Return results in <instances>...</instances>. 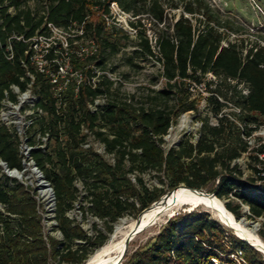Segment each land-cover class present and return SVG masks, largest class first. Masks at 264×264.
<instances>
[{
  "label": "trees",
  "instance_id": "1",
  "mask_svg": "<svg viewBox=\"0 0 264 264\" xmlns=\"http://www.w3.org/2000/svg\"><path fill=\"white\" fill-rule=\"evenodd\" d=\"M29 1L0 0V108L4 101L16 105L19 93L28 89L38 99L28 140L30 158L55 196L54 220L62 240L45 239L38 203L27 188L10 186L0 177V205L7 207L6 215L0 212V264H85L105 245V235L98 231L91 242L67 216L78 198L77 180L85 186L90 211L105 221L109 232L110 224L126 214L137 219L165 194L144 185L139 176L146 172L162 175L167 193L184 185L215 193L236 219L264 218V158L259 157L264 144L260 138L253 147L249 144L260 118L264 119V37L251 41L246 29L223 21L205 0L182 1L181 14L167 31L158 33L154 46L139 29V19L148 15L157 24L164 23L165 10L158 0H45L43 11L30 8ZM111 3L133 18L128 23L142 55L161 64L164 91L154 92L148 108L109 101L103 111L91 113L89 104L109 94L112 86L104 74L94 73L95 67L105 72L98 58L105 49L119 51L112 39L118 32L110 34L107 29ZM176 9L178 5H170V10ZM47 24L66 34V48L57 51ZM40 39L46 42L43 71L33 60ZM85 39L95 42L99 51L78 53L76 48ZM65 57L71 72L82 75L80 83L58 75ZM52 75L57 77L55 83ZM208 75L214 79L207 80ZM200 85L209 93L207 106L216 124L203 117L195 143L184 140L179 148L163 150L160 144L177 118L198 112L201 96H194L190 88ZM229 103L234 112L227 114ZM87 133L104 145L113 164L84 147ZM37 135L47 137L44 150L36 148ZM20 143L16 131L0 124V161L9 170H23ZM244 156L253 164L249 181L241 180L242 172L233 164ZM130 174L138 175V187ZM242 206L248 207V213L241 212ZM76 241L91 243L93 249H74ZM224 256H236L244 264H264L260 252L228 235L208 212L191 211L168 220L122 264H235Z\"/></svg>",
  "mask_w": 264,
  "mask_h": 264
},
{
  "label": "rangeland",
  "instance_id": "2",
  "mask_svg": "<svg viewBox=\"0 0 264 264\" xmlns=\"http://www.w3.org/2000/svg\"><path fill=\"white\" fill-rule=\"evenodd\" d=\"M149 1L150 0L147 2ZM158 1L165 10V21L163 24H157L153 19L148 17V15H143L139 19V29L145 33V36L149 39L152 46L155 44L154 40L158 33L167 31L169 26H171V24L177 20L182 12V1L187 0ZM205 1L210 4L211 8L216 13H218L223 21H230L234 25L241 26L246 29L248 31L247 37H249L251 41H256L259 40L260 37H264V0ZM28 4L30 8L38 7L40 11H43L46 7L45 0H30ZM170 5H178V9L170 10ZM110 7L112 10V17L106 19L107 29L110 31V34H113L116 31L118 32V34L115 36L116 38L112 39L118 44L119 51L117 53H112L108 49L103 50L98 60H102L105 67V72L99 71L97 67L94 68V73L97 76L104 74L106 78L112 82L110 93L102 96V99L104 100L103 106L105 107L109 101H115L121 104L127 103L136 109L140 107L148 108L154 103V92L164 91V78L162 77L161 64L156 60V58L146 57L138 50V39L136 38L135 31L130 28L128 23L129 20H133L131 15L123 13L114 3H111ZM97 16H99V14H96V17ZM185 17H188V15H185ZM231 38H233V36ZM52 42L57 51H60L61 47H65L66 35L60 31H53ZM45 44L46 42L43 39L39 40V44L37 46L38 55L34 58L35 61L38 62V66L40 64V55L42 53L43 47H45ZM76 49L78 53H83L85 55H90L99 51L98 45L93 41H89L88 39H85L83 42L79 43ZM63 70L67 71L66 65L63 66ZM68 76L69 75H66V78ZM209 79L214 78L211 75H208L207 80ZM239 88H242L243 93H246L245 88L242 86ZM190 91L196 97L199 95L201 96L198 112L182 114L177 118L176 122L171 125L167 135L163 139V143L160 144L162 149L165 151L171 148H179L180 144L184 140H189L191 143H195L200 135L203 117H208L209 123L211 125L216 124V118L213 116V114H211V106H207L206 98L208 97L209 93L207 90H205L204 85L197 87L193 86L190 88ZM14 92L18 94L19 90L15 89ZM24 94H26V98L23 100L22 98ZM219 100L222 101V98ZM37 101L38 99L33 94L32 90L28 89L23 94L19 93L18 103L16 105L11 104L9 101H5L0 108V124L6 126L9 131H16L20 138V155L22 157L23 166V170L20 172L22 177L18 179L14 176H9L6 173L4 167L0 165V177L5 179L10 186L22 184L27 188V190L32 196H34L38 203V211L41 216L45 239L47 236H51L57 240H62L60 233L56 230V222L54 220L56 210L55 196L49 183L44 180L43 174L37 169L34 162L30 158L31 147L28 144V140L32 136L31 124L35 119L34 107ZM159 102L160 101L157 100V103ZM170 106H173V102L170 103ZM233 112V106L229 103L227 108L224 109V113L230 114ZM232 118L233 117L231 116V119ZM102 130L107 131L106 128ZM87 134L88 148L100 155L106 162L113 164L114 158L112 155H108L106 153L104 145L92 134ZM257 138L264 139L263 118H260V126L253 138L250 140L252 147L255 143H257ZM37 140H40V142L37 143L36 147L42 148L44 150L47 143L46 137L37 135ZM233 164L238 165L239 169L241 170V180L249 181L251 179V166L253 164L246 158V156L235 161ZM137 177L138 175H129L132 183L138 187L136 180ZM139 177L150 191L154 189H160L165 193L164 195H166L167 184L162 175L155 172H146ZM75 185L78 190V198L73 209L67 213V216L84 229L87 236L91 238V242H94L98 231L107 237V241L104 246L119 242L121 240L119 237H122L127 231L126 229L128 228V225L137 219H134L130 214H126L116 223L110 224L111 231L109 232L105 221L96 218L90 211L91 205L89 203L88 194L83 182L81 180H77ZM220 201L224 204V201ZM188 208L189 206H182L181 208L174 211V215L187 212ZM6 209V206L0 205V212L3 215H6ZM192 211L208 212L212 219L216 220L224 227L228 235H232L239 239L234 234V231L222 224L210 210L202 206H197ZM241 212L244 214L247 213V210L242 208ZM171 218V216H168L161 219V221L152 226V228L150 227L146 229L147 231L145 230L143 233L134 238L128 247L126 255L129 256L134 251L143 248L154 236L158 234L159 230L165 226L168 220ZM237 220H245L247 222V227L249 229H254L255 234L262 240L264 244L262 239V236L264 237V218L251 220L242 215ZM77 247H82L87 251H91L93 249L91 243L87 244L86 241H76L73 248L75 249ZM98 250L99 249H96L90 255V257L94 255L95 252L97 253ZM261 256L264 257L262 254ZM224 257H229V259L233 260L235 264H243L240 261V258L236 256ZM50 264H57V262L51 261ZM214 264L220 263L215 261Z\"/></svg>",
  "mask_w": 264,
  "mask_h": 264
},
{
  "label": "bare ground",
  "instance_id": "3",
  "mask_svg": "<svg viewBox=\"0 0 264 264\" xmlns=\"http://www.w3.org/2000/svg\"><path fill=\"white\" fill-rule=\"evenodd\" d=\"M25 98L26 95H23L22 99L24 100ZM4 169L9 176H14L18 179L22 177V174L20 172H9L6 168ZM179 188L180 187H178L177 190ZM177 190H175L172 195L169 196L167 201H165L164 195L162 198H160L158 203L154 204L142 213L140 218L141 223L142 225H147V227L142 232L137 234L134 238L143 233L146 229L150 227L152 228V226L159 223L161 219L168 216L170 217L174 213V211L181 208L182 206H202L214 213L215 217L222 224L227 227H232L234 234L240 240L248 242L259 249L264 247L262 240L255 234V230L249 229L245 220H237L229 211L225 209V207H223V204L219 199H211L205 197V195L194 193L185 188L179 191ZM135 226L136 220L132 221L128 225V228L126 229L127 231L123 234L122 237H119L121 239L119 242L101 247L97 253L95 252V254L85 262V264H115L120 259L125 248V241L127 237L132 233Z\"/></svg>",
  "mask_w": 264,
  "mask_h": 264
},
{
  "label": "built area",
  "instance_id": "4",
  "mask_svg": "<svg viewBox=\"0 0 264 264\" xmlns=\"http://www.w3.org/2000/svg\"><path fill=\"white\" fill-rule=\"evenodd\" d=\"M114 4H115V3H114ZM47 27L50 29L52 35H53V31H60V32H62L59 28L55 27V26L52 25V24H47ZM62 33H63V32H62ZM65 35H66V34H65ZM66 47H67V44L65 43V47H64V48H66ZM34 48L36 49V55L33 57V60H34L35 64L37 65V67H38L41 71H43V67H44V65H45V62H44V60L42 59L43 51H42V53H41V55H40V64H39V66H38V62H36L35 59H34V58L38 55V54H37V47L34 46ZM65 56H67V55L65 54ZM65 65L67 66V71H64V70H63V66H65ZM58 75H60V77L63 78V79H67V78H66V75L73 76V77H77V78H76V81H77L78 83H80V81L82 80V75H81L80 73H72V72H71L68 57H65V59H64V61H63V64L59 67ZM56 81H57V77H55V75H52V82L55 83ZM15 89H17V88H14V90H15ZM76 91H77V90H76ZM24 95H26V94H24ZM4 102H5V101H4ZM4 102H3V103H4ZM3 103H2V104H3ZM103 104H104V100L102 99V97H98V98L94 99L93 102H92L91 104H89L90 112H91V113H98V112L103 111V109L107 106V104H106L105 107H104ZM34 115H35V111H34ZM33 117H34V116H33ZM34 118H35V117H34ZM32 119H33V118H32ZM253 136H254V135H253ZM253 136H252V137H253ZM45 137H46V136H45ZM252 137H251V138H252ZM46 141H47V137H46ZM261 143L264 144V139H262ZM249 144L251 145V141H249ZM84 147H85V148H88L87 143L84 145ZM36 148H39V147H36ZM31 149H32V148H31ZM40 149H42V148H40ZM259 157H260V159L264 158V153H263L261 156H259ZM0 163H1V161H0ZM262 176H264V173L262 174ZM242 207L245 208V209L247 210V213H248V207H246V206H242ZM240 261L244 264V261H243L242 259H240ZM213 262H215V261H213Z\"/></svg>",
  "mask_w": 264,
  "mask_h": 264
},
{
  "label": "water",
  "instance_id": "5",
  "mask_svg": "<svg viewBox=\"0 0 264 264\" xmlns=\"http://www.w3.org/2000/svg\"><path fill=\"white\" fill-rule=\"evenodd\" d=\"M0 165L7 169V167H6V165H5L4 163L1 162ZM7 170H8L9 172H18L17 170H13V171H12V170H9V169H7ZM178 187H183V188H185V189H187V190H190V191H192V192H194V193H198V194H200V195H205V197H208V198H211V199H212V198H216L215 193H211V194H209V193H206L205 191H202V190L189 189V188H187V187L184 186V185H179ZM178 187H177V188H178ZM177 188H175L173 191L168 192V193L165 195V197H164L165 201L168 200L169 196H171L172 193H173L175 190H177ZM216 199H217V198H216ZM156 203H158V202H155L154 204H156ZM221 203H222V202H221ZM154 204H152L151 206H153ZM222 204H223V203H222ZM223 207H224V204H223ZM194 208H195V207H189L187 212H191ZM148 209H149V208H148ZM143 212H144V211H143ZM143 212H142V213H143ZM142 213H141L140 216L137 218V220H136V226H135L134 230L132 231V233L127 237V239H126V241H125V248H124V251H123V253H122L120 259H119L115 264H122V263H123V261H124V259H125V256H126V254H127V251H128L129 244L131 243L132 239H133L137 234H139L140 232H142V231L147 227V225H142V223H141V219H140V218H141ZM173 216H175L174 213L171 215V217H173ZM229 228L232 230V227H229ZM241 241H243V240H241ZM243 242H245V241H243ZM245 243H247L250 247L254 248L256 251L260 252V253L264 256V247H262V248L259 249V248H256L255 246L251 245V244L248 243V242H245ZM263 258H264V257H263Z\"/></svg>",
  "mask_w": 264,
  "mask_h": 264
}]
</instances>
